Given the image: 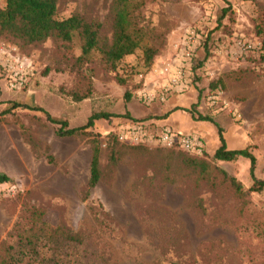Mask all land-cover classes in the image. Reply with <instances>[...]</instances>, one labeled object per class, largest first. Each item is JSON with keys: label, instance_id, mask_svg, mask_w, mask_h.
Listing matches in <instances>:
<instances>
[{"label": "rangeland", "instance_id": "obj_1", "mask_svg": "<svg viewBox=\"0 0 264 264\" xmlns=\"http://www.w3.org/2000/svg\"><path fill=\"white\" fill-rule=\"evenodd\" d=\"M111 2H57L58 17L100 23L106 45L86 55L77 34L34 44L0 34V113L8 111L0 173L11 179L0 184V264H264V189L248 191V158H213L221 133L227 149L253 154V176L264 180V0H138L142 45L158 49L150 65L143 46L107 60ZM179 45H194L195 59L174 84L163 67L171 62L173 71ZM17 59L30 68L23 88L12 90ZM144 92L157 97L147 104ZM46 112L68 127L93 113L111 116L62 136ZM129 121L199 138L204 163L189 165L188 155L163 146H124L114 134ZM93 145L100 178L89 187ZM68 230L81 241L68 243Z\"/></svg>", "mask_w": 264, "mask_h": 264}, {"label": "trees", "instance_id": "obj_2", "mask_svg": "<svg viewBox=\"0 0 264 264\" xmlns=\"http://www.w3.org/2000/svg\"><path fill=\"white\" fill-rule=\"evenodd\" d=\"M5 5L0 8V34H7L13 38L25 44H34L42 42L48 37L56 36L64 41H70L74 35H79L82 41V53L88 54L94 48H100L98 45H106L101 43L99 39V28L100 23L87 21L80 14H71L67 17H58V0H4ZM138 0H112L111 11L112 14V39L108 44L109 47L103 49L104 54L109 62L113 64L124 56L129 55L135 51V49L143 46L142 45V29L139 28L134 22V10L136 8V2ZM259 33L262 35L261 47H260V61L264 62V24L260 27ZM145 62L150 65L154 55L158 49L153 46H143ZM102 50V48H101ZM195 58L192 57L190 62ZM212 86H214L212 84ZM142 95V99L147 103ZM129 98V95H127ZM76 100H81V97H76ZM15 106H22L14 104ZM29 108V107H27ZM41 110L40 108H36ZM42 111V110H41ZM8 111L4 110L0 113V122L2 117L7 114ZM47 120L52 123L58 124V134L62 136L77 135L84 131L88 127H92L94 120L100 118H107L111 115L106 113H93L87 123L80 127H68L67 121L55 120L50 115L45 113ZM133 120L128 113L123 115ZM200 119L209 120L206 117ZM114 139L118 141L116 134ZM220 145L216 148L213 158L221 161H233L237 157H245L250 161V174L253 177L252 185L248 188V191L261 192L264 189V180H257L253 176V169L255 164V158L247 148L243 149H227L225 146L224 138L219 133ZM120 142V141H118ZM121 143V142H120ZM124 144V143H121ZM127 147H149L145 144H124ZM172 150H175L172 148ZM188 156L185 157V162L189 165L192 164H203L204 161L201 159L204 156V152L201 155L193 154L188 151L176 149ZM99 147L98 145L92 146V153L90 159V178L88 181L89 187L96 185L100 178V170L98 164ZM235 189L237 193L242 192V185L234 177L225 175ZM11 179L4 173H0V184L9 182ZM36 216V215H35ZM40 218V216H37ZM58 227V226H57ZM55 227V230H57ZM64 239L68 243H78L81 238L78 233L71 232L70 230L63 233ZM29 240V239H28ZM27 240V241H28ZM30 244H34L31 239ZM38 252L34 250L35 257ZM21 258V257H20ZM172 264H180L173 262Z\"/></svg>", "mask_w": 264, "mask_h": 264}, {"label": "built area", "instance_id": "obj_3", "mask_svg": "<svg viewBox=\"0 0 264 264\" xmlns=\"http://www.w3.org/2000/svg\"><path fill=\"white\" fill-rule=\"evenodd\" d=\"M194 54V45H179L177 54L178 63L175 65L173 71L171 62L166 63L163 67V71L170 75L171 83H177L183 74V67L190 62ZM16 65L12 68V72L9 75V88L12 90H18L23 88L27 80V73L30 65L21 59L13 61ZM28 69V70H27ZM163 72V73H164ZM156 95L150 92H144L143 97L146 101H151ZM164 95L160 96L163 99ZM116 136L118 141L124 144H145L163 146L173 149H181L193 154L201 155L204 151L203 142L199 138L191 134H183L168 125H162L156 131H150L147 129V125L139 121H129L124 123L117 131Z\"/></svg>", "mask_w": 264, "mask_h": 264}, {"label": "crops", "instance_id": "obj_4", "mask_svg": "<svg viewBox=\"0 0 264 264\" xmlns=\"http://www.w3.org/2000/svg\"><path fill=\"white\" fill-rule=\"evenodd\" d=\"M173 120H174V117H173Z\"/></svg>", "mask_w": 264, "mask_h": 264}]
</instances>
